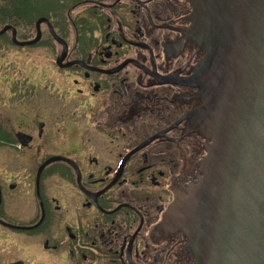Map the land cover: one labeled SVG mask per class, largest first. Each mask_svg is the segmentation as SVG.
<instances>
[{"label": "flooded vegetation", "instance_id": "flooded-vegetation-1", "mask_svg": "<svg viewBox=\"0 0 264 264\" xmlns=\"http://www.w3.org/2000/svg\"><path fill=\"white\" fill-rule=\"evenodd\" d=\"M31 1L0 35V264H196L155 232L217 117L197 1Z\"/></svg>", "mask_w": 264, "mask_h": 264}, {"label": "water", "instance_id": "water-1", "mask_svg": "<svg viewBox=\"0 0 264 264\" xmlns=\"http://www.w3.org/2000/svg\"><path fill=\"white\" fill-rule=\"evenodd\" d=\"M196 1L211 34L207 63L221 73L217 117L203 142V176L188 195L173 187L155 233L182 229L196 264H264V0ZM8 30L19 44L13 26L0 35Z\"/></svg>", "mask_w": 264, "mask_h": 264}, {"label": "trees", "instance_id": "trees-1", "mask_svg": "<svg viewBox=\"0 0 264 264\" xmlns=\"http://www.w3.org/2000/svg\"><path fill=\"white\" fill-rule=\"evenodd\" d=\"M28 2L31 3L32 1L27 0V3ZM9 3L11 4L10 12L6 8V4ZM20 3L21 0H0V29H2L7 24H11L18 30V32H20L21 30L16 27L18 25L17 21L21 20L27 25L29 24L31 17L33 16L25 18L19 11Z\"/></svg>", "mask_w": 264, "mask_h": 264}, {"label": "rangeland", "instance_id": "rangeland-1", "mask_svg": "<svg viewBox=\"0 0 264 264\" xmlns=\"http://www.w3.org/2000/svg\"><path fill=\"white\" fill-rule=\"evenodd\" d=\"M28 4L29 3H24V5H23V7H26V6H28ZM32 11H33V9H32ZM9 34H11V33H9ZM3 42H1L0 41V59L1 58H4L9 52H5V51H8V49L6 48L4 51H3V44H2ZM11 51V53H18V51H15V50H10ZM9 56H10V53H9ZM11 57V56H10ZM4 59H6V58H4ZM11 60V59H10ZM2 62H4V60H0V63H2ZM6 65H2V67L0 66V82L3 80V76L1 75V72H2V74L5 72V74H6ZM2 83V82H1Z\"/></svg>", "mask_w": 264, "mask_h": 264}]
</instances>
